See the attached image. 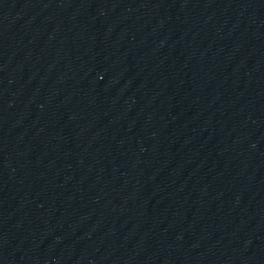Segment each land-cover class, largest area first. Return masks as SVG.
Wrapping results in <instances>:
<instances>
[{"label": "water", "instance_id": "water-1", "mask_svg": "<svg viewBox=\"0 0 264 264\" xmlns=\"http://www.w3.org/2000/svg\"><path fill=\"white\" fill-rule=\"evenodd\" d=\"M0 264H264V0H0Z\"/></svg>", "mask_w": 264, "mask_h": 264}]
</instances>
